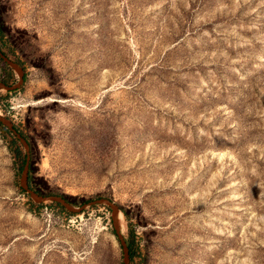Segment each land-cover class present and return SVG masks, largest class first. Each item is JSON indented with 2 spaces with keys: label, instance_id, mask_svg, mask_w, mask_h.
<instances>
[{
  "label": "rangeland",
  "instance_id": "rangeland-1",
  "mask_svg": "<svg viewBox=\"0 0 264 264\" xmlns=\"http://www.w3.org/2000/svg\"><path fill=\"white\" fill-rule=\"evenodd\" d=\"M0 50L32 189L113 200L127 264H264V0H0ZM3 125L0 264H122L110 207L33 200Z\"/></svg>",
  "mask_w": 264,
  "mask_h": 264
},
{
  "label": "water",
  "instance_id": "water-1",
  "mask_svg": "<svg viewBox=\"0 0 264 264\" xmlns=\"http://www.w3.org/2000/svg\"><path fill=\"white\" fill-rule=\"evenodd\" d=\"M0 59L8 64L10 67H12L18 74L17 80L14 84H5L4 82L0 81V87H4L6 89H11L14 87H17L20 85L22 82V76H23V70L21 66L13 59L9 58L7 55H5L1 50H0ZM0 122L4 124L6 127L12 130V132L15 133V135L21 140V142L24 144L26 152H25V159L24 163L22 166V169L20 171V176H19V185L21 188H23L29 196L35 200V201H42L44 199H50L54 200L61 205H63L66 209L70 211H76L79 210L81 207L85 206L86 204H96V203H105L110 207V220H111V225L113 228V231L115 233V236L120 244L121 251H122V264H127L128 262V249L127 245L125 243V240L123 236L121 235L119 231V227L117 225V220H115V214L118 213V207L117 205L113 202V200L106 198V197H98V198H93L91 200H88L85 203H82L80 206H73L71 203H69L64 197H62L59 194H48V195H43L32 189L28 183H27V171H28V144L25 141V139L20 135L19 132L15 130V128L12 126V124L3 116L0 115Z\"/></svg>",
  "mask_w": 264,
  "mask_h": 264
},
{
  "label": "trees",
  "instance_id": "trees-1",
  "mask_svg": "<svg viewBox=\"0 0 264 264\" xmlns=\"http://www.w3.org/2000/svg\"><path fill=\"white\" fill-rule=\"evenodd\" d=\"M18 63V62H17ZM0 65H1V67L2 68H6L7 66H6V63L5 62H3L1 59H0ZM3 70H5V69H3ZM0 80L2 81V82H4L5 84H9L8 82H7V80H5V79H2V78H0ZM3 128L4 129H7L4 125H3ZM13 139H12V141L10 142L11 144L12 143H14V141H16V139H15V136L14 137H12ZM26 140V139H25ZM27 141V140H26ZM10 147V146H9ZM16 153H18V151L14 148L13 149ZM24 159H25V154L24 153H22V159H21V164L23 165V163H24ZM28 177V176H27ZM27 183H28V178H27ZM35 191H37V190H35ZM38 192V191H37ZM38 193H41V192H38ZM59 195H61V194H59ZM62 197H64L65 199H66V197L64 196V195H61ZM67 200V199H66ZM68 201V200H67ZM55 202V204L56 205H58V206H60V207H62L61 206V204L60 203H58V202H56V201H54ZM81 202H83V199H82V201ZM124 240H125V243H126V245H127V249H128V261L130 262L131 261V259H132V257H133V254H134V249L132 248V242H131V240L129 239V238H124Z\"/></svg>",
  "mask_w": 264,
  "mask_h": 264
},
{
  "label": "bare ground",
  "instance_id": "bare-ground-1",
  "mask_svg": "<svg viewBox=\"0 0 264 264\" xmlns=\"http://www.w3.org/2000/svg\"><path fill=\"white\" fill-rule=\"evenodd\" d=\"M117 214H118V213L115 214V220H117ZM119 214H120V213H119ZM119 216H120V215H119Z\"/></svg>",
  "mask_w": 264,
  "mask_h": 264
}]
</instances>
